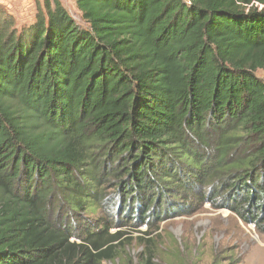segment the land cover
<instances>
[{"label": "trees", "instance_id": "obj_1", "mask_svg": "<svg viewBox=\"0 0 264 264\" xmlns=\"http://www.w3.org/2000/svg\"><path fill=\"white\" fill-rule=\"evenodd\" d=\"M74 1L87 29L60 0L21 29L0 5V264L114 260V222L67 216L103 177L139 226L167 192L258 223L264 0Z\"/></svg>", "mask_w": 264, "mask_h": 264}, {"label": "rangeland", "instance_id": "obj_2", "mask_svg": "<svg viewBox=\"0 0 264 264\" xmlns=\"http://www.w3.org/2000/svg\"><path fill=\"white\" fill-rule=\"evenodd\" d=\"M60 1L76 23L87 29L76 2ZM38 4L42 5V0H0L19 29L34 22ZM256 75L264 82V69ZM101 183L103 207L67 216L72 226L78 227V233L85 226L82 218L103 216L114 222L109 234L118 239L104 249L114 247L116 258L105 264H140L145 253L151 255L155 264H264V215L256 224L246 223L225 206L223 196L214 207L211 200L198 203L183 194L167 192L168 197L162 198L159 205L141 209L140 217L145 215L148 224L139 226L142 220L135 221V210L126 215L124 209L129 202H120L115 183L105 181L104 177ZM136 203V199L130 201L134 208ZM71 241L80 243L74 238Z\"/></svg>", "mask_w": 264, "mask_h": 264}]
</instances>
